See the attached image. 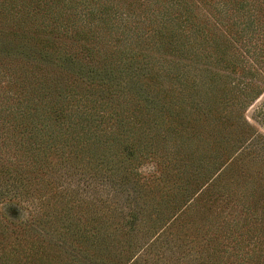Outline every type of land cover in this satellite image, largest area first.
<instances>
[{
  "label": "trees",
  "instance_id": "16d2710c",
  "mask_svg": "<svg viewBox=\"0 0 264 264\" xmlns=\"http://www.w3.org/2000/svg\"><path fill=\"white\" fill-rule=\"evenodd\" d=\"M61 36L89 42L77 48L84 56L40 45ZM174 51L202 56L226 74L204 72L203 79L163 68L159 55ZM262 83L264 0H0V200L28 201L29 187L40 192L39 209L50 212L41 227L68 252L52 264H264V198L255 195L264 191V174L254 177L249 165L226 162L211 177L236 187L214 212H199L203 193L196 192L184 207L192 212L159 207L177 204L176 190L161 182L185 177V162L192 175H204L170 134L189 103L187 90L202 89L189 107L200 101L212 117L215 102L244 107ZM147 152L156 175L134 164ZM65 178L113 190L93 199L102 206L86 212L83 220L94 225L79 233L63 202L91 204L63 200ZM77 221L84 225L82 214ZM26 227L24 257L33 251L40 258L45 247L33 245ZM120 242L125 248L117 250ZM14 255L0 248V264H12Z\"/></svg>",
  "mask_w": 264,
  "mask_h": 264
},
{
  "label": "rangeland",
  "instance_id": "374dc122",
  "mask_svg": "<svg viewBox=\"0 0 264 264\" xmlns=\"http://www.w3.org/2000/svg\"><path fill=\"white\" fill-rule=\"evenodd\" d=\"M85 44L88 46L90 43L85 42L82 39L77 41L75 37L72 38L65 36H61L60 38L51 37L49 40H42V42H40V45H46V47H53L55 45L63 46L66 51L74 52L76 58L79 59L84 56V52L80 53L77 48L79 45ZM112 44L113 45H111L109 48L114 49L115 45H118V42H114ZM99 45L101 47L102 44L98 42L97 46ZM176 52L177 51H174L173 53L169 54L161 53L159 55L164 60L163 68L170 67L174 70V73H180L189 70L192 73V76H196L197 78L201 77L203 79L205 78L202 75L204 72L208 73L209 71H216L218 74H226L225 71L222 72L211 65H206V61L204 58H202V56H200L201 58H197V56L193 53L191 55L188 52ZM261 87L263 88L262 92H260V94H258L254 100L244 105V107L238 102L232 104L231 101L229 103L224 102L222 104L215 102L210 109L212 117L206 114L205 110H208V108H203V105L200 101H197V103H200L198 104L199 108L192 105L189 107V105L192 104V95L197 98L199 93H202V89L196 92L195 89L190 87L187 90L189 93L187 96V98H189V103L188 105L183 104L184 110L181 111L180 118L178 119L180 121L175 124L172 122L173 129L172 132L170 131V134L173 135L174 139L175 137H178L176 140L179 141L180 144V141L183 142L184 146L182 149L180 146V152L185 151L187 154H192L194 158H198L196 168L198 169L199 167L201 174L204 175L199 179L195 174L192 175V173H194L192 170V162L188 161V164L185 162V169L188 170L187 175L185 176L186 178L183 177L182 179L161 182L167 189L174 188L177 192V195L179 196L176 205H173L172 203L168 204L163 200V203L159 206H165L162 209L163 212H165V209H169L170 212H192V209L185 211L184 207L188 203H190L192 206V195L195 192L199 196L201 193H203L199 200L201 205V210H199V212L213 211L215 208L214 204H218L220 202V199L218 198H225L224 194H226L228 191L231 194H234L236 191V187L234 185L227 188V179L221 180L220 182L210 181L211 177L216 175V171L219 170L226 162L229 163L235 160L237 161L236 164L242 163L246 164L247 166L249 165V169H251L254 177L256 171L258 172L257 176L264 174V83L261 84ZM153 89L154 91L156 90L155 88ZM139 91L140 94L146 96L150 89L147 86H142ZM143 101L147 102L146 99H143ZM165 105L169 107L167 103ZM216 110L222 112L218 114ZM185 115L187 117L184 119ZM220 116L223 119L221 121ZM145 147L151 150L147 143L145 144ZM248 149L257 151L256 160L248 152ZM251 158H253V161L249 160ZM195 162H193V164ZM134 164H137V168L140 169L143 165L151 164L154 166L153 170L145 171L144 173L147 174L148 172H155V175L157 174V171H155L156 162L150 159L148 152L146 157L138 158L136 161H134ZM158 168L160 167L158 166ZM68 178L63 179L62 181L66 187L65 191L61 193V198H63V200L65 198H71L72 200L73 197H81L84 199V201H87L89 204H91V208L85 204L86 202H83L80 207L77 206V204H75L73 207L71 205V201L69 203L67 201L63 202V205L66 207L65 212H68V214L71 215L76 227H80L78 231L79 233L82 231L81 229L85 227L89 229V227L94 225L91 222L83 220L86 218V212H93L92 206H95L96 203L97 207L102 206L99 202L93 203V199H95L98 194L101 195L102 190L106 195L108 194L107 191L111 192L113 190L110 189V186L108 188L110 190H108L107 187L101 189V186L98 182H91L89 185H84L83 183L76 184V182L67 184V180H69ZM59 182H61V180H59ZM51 186L54 188L57 186V184L52 183ZM34 187H29V189L32 191V196L30 195V197H28V201L19 202L16 199L0 200V221L4 224L6 223L7 227L4 229L5 232L0 230V248L15 254L14 256H16V260H11L12 264H24V261L28 260L31 262V264H52L54 261H58L68 254V252L63 251L62 247L58 243H55V236L50 237L44 233V230L40 224V218L42 219L45 214L50 212H43L41 209H39L40 199L43 197L41 196L40 192H36V188ZM102 187H104V185ZM259 187L264 188V179L259 181ZM78 189L80 192H78ZM116 192L118 193L117 190ZM171 192L172 191L170 190L168 191V193ZM58 194L59 193H57V195ZM255 195H260L264 198V191L259 192V190H257L255 191ZM196 197L197 196H194V198ZM167 200L171 201L170 198ZM221 202L224 201L221 200ZM104 212L107 214L108 210H105ZM81 214L82 223H84V225L77 221L79 217L81 218ZM186 221L187 219H185L184 222ZM190 222L192 224V220ZM34 225L37 227H34ZM23 227H26L25 229L30 228L28 233L31 237H34L32 239L33 245H37L36 243H38L42 244L40 246L45 247L40 258H38L39 252L38 255L35 256V254H32L33 251L32 253L30 252L32 257H24V251L29 252L28 247H30V245L28 242H26L27 239L23 241V235L21 234L24 233L22 232ZM139 236L141 238L140 233H136V237L139 238ZM121 248H125L123 242H120L117 250H120ZM13 250H15V252H13ZM77 253L79 254L80 252ZM79 256L82 257V255ZM88 260L90 259H85V262ZM90 262L92 263L93 261L90 260ZM99 262L101 261H94V264H99Z\"/></svg>",
  "mask_w": 264,
  "mask_h": 264
},
{
  "label": "clouds",
  "instance_id": "9594fccd",
  "mask_svg": "<svg viewBox=\"0 0 264 264\" xmlns=\"http://www.w3.org/2000/svg\"><path fill=\"white\" fill-rule=\"evenodd\" d=\"M154 166L151 165V164H146V165H143L140 169V171L143 173L145 171H150V170H153Z\"/></svg>",
  "mask_w": 264,
  "mask_h": 264
}]
</instances>
